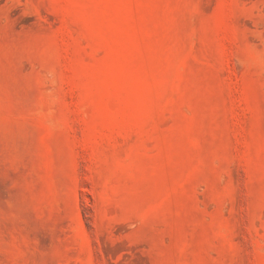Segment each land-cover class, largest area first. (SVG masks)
I'll return each instance as SVG.
<instances>
[{"label": "rangeland", "instance_id": "obj_1", "mask_svg": "<svg viewBox=\"0 0 264 264\" xmlns=\"http://www.w3.org/2000/svg\"><path fill=\"white\" fill-rule=\"evenodd\" d=\"M0 264H264V0H0Z\"/></svg>", "mask_w": 264, "mask_h": 264}]
</instances>
